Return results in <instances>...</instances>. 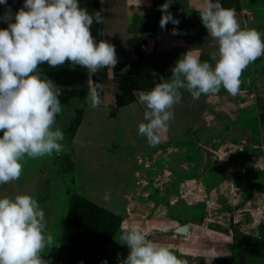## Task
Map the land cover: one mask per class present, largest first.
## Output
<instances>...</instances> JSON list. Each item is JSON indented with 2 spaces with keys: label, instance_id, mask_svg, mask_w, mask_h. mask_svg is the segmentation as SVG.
I'll use <instances>...</instances> for the list:
<instances>
[{
  "label": "rangeland",
  "instance_id": "rangeland-1",
  "mask_svg": "<svg viewBox=\"0 0 264 264\" xmlns=\"http://www.w3.org/2000/svg\"><path fill=\"white\" fill-rule=\"evenodd\" d=\"M163 3L80 0L104 16L91 32L115 46L116 65L91 76L67 61L39 66L61 88L54 127L64 132L63 147L25 156L20 177L0 184V196L36 197L54 237L41 254L50 264H117L129 251L118 240L129 222L185 264H264V56L242 72L236 95L221 87L193 99L181 89L161 142L149 145L138 134L145 110L139 92L170 78L185 51L211 61L218 50L200 19L203 0H172L168 10L179 24L161 28ZM221 3L264 36V0ZM7 6L14 12L23 0ZM5 8L0 4V14ZM95 81L104 85L102 103L91 108L85 96ZM183 224L187 233L175 232Z\"/></svg>",
  "mask_w": 264,
  "mask_h": 264
},
{
  "label": "clouds",
  "instance_id": "clouds-1",
  "mask_svg": "<svg viewBox=\"0 0 264 264\" xmlns=\"http://www.w3.org/2000/svg\"><path fill=\"white\" fill-rule=\"evenodd\" d=\"M172 0H164L160 27L179 19L168 10ZM0 20V184L18 179L25 156L38 158L59 152L64 132L55 126L62 111L61 88L44 75L39 66L72 65L85 67L89 75L117 63L115 46L97 40L91 32L93 22L102 23L100 10L89 12L80 0H23L12 11L8 0ZM208 35L218 45L217 53L201 60L191 49L171 67L170 78L141 90L138 99L145 106L138 122V134L151 146L161 142V133L174 118L173 106L181 101V89L193 99L216 93L223 87L229 94L240 90V76L250 63L264 56V36L256 28L242 26L234 8L221 0H203L198 9ZM176 34L178 29L173 28ZM127 67V66H126ZM122 69V71H126ZM104 85H88L85 100L89 107L102 103ZM54 237L46 231V218L34 195L17 193L0 196V264H50L41 255L53 245ZM118 240L129 251L117 264H185L166 244L149 239L135 222L122 226ZM79 264H83L80 261ZM102 264H107L105 259Z\"/></svg>",
  "mask_w": 264,
  "mask_h": 264
},
{
  "label": "water",
  "instance_id": "water-1",
  "mask_svg": "<svg viewBox=\"0 0 264 264\" xmlns=\"http://www.w3.org/2000/svg\"><path fill=\"white\" fill-rule=\"evenodd\" d=\"M187 228H188L187 224L179 225L175 228V232L185 234L187 233Z\"/></svg>",
  "mask_w": 264,
  "mask_h": 264
},
{
  "label": "trees",
  "instance_id": "trees-1",
  "mask_svg": "<svg viewBox=\"0 0 264 264\" xmlns=\"http://www.w3.org/2000/svg\"><path fill=\"white\" fill-rule=\"evenodd\" d=\"M255 238H257V239H261V240H263V238H261L260 236H254Z\"/></svg>",
  "mask_w": 264,
  "mask_h": 264
}]
</instances>
